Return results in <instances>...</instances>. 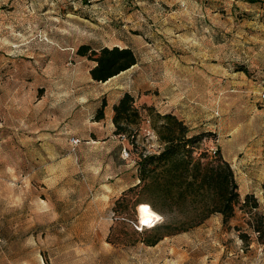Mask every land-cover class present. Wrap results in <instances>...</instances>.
<instances>
[{"label": "rangeland", "instance_id": "374dc122", "mask_svg": "<svg viewBox=\"0 0 264 264\" xmlns=\"http://www.w3.org/2000/svg\"><path fill=\"white\" fill-rule=\"evenodd\" d=\"M84 43L137 62L94 80ZM125 92L139 117L117 134ZM168 112L201 135L195 150H221L264 217V0H0V264H264L239 204L227 224L213 213L148 244L155 224L199 217L138 216L153 208L139 160L162 149Z\"/></svg>", "mask_w": 264, "mask_h": 264}, {"label": "trees", "instance_id": "16d2710c", "mask_svg": "<svg viewBox=\"0 0 264 264\" xmlns=\"http://www.w3.org/2000/svg\"><path fill=\"white\" fill-rule=\"evenodd\" d=\"M76 53L94 61L90 74L97 81H106L137 62L133 49L128 46L92 48L84 43L78 46ZM134 101V96L125 92L113 104L114 133H124L139 117V109ZM105 104L103 100L97 111L98 119L104 116ZM160 116L164 122L161 123L158 134L163 147L157 153L141 157L139 183L135 187L139 186L140 191L150 198L148 202L151 206L162 214L165 213L163 207L168 206L177 213L199 217H184L155 224L151 227L155 231L154 237L148 244H155L164 235L173 233L169 228L188 230L200 225L213 213H220L222 222L227 224L238 204L240 208L248 206V212L254 218V221L248 220L249 226L258 232V237H264V217L259 211L258 201L253 193H246L243 201H240L233 169L222 157L221 150H195L196 139L201 135H188L187 126L173 113ZM240 235L242 238L246 236L242 232Z\"/></svg>", "mask_w": 264, "mask_h": 264}, {"label": "bare ground", "instance_id": "6f19581e", "mask_svg": "<svg viewBox=\"0 0 264 264\" xmlns=\"http://www.w3.org/2000/svg\"><path fill=\"white\" fill-rule=\"evenodd\" d=\"M138 216L141 220V222H148V221H154L156 218L159 217V213L146 205H140L138 210Z\"/></svg>", "mask_w": 264, "mask_h": 264}, {"label": "built area", "instance_id": "2783aa9c", "mask_svg": "<svg viewBox=\"0 0 264 264\" xmlns=\"http://www.w3.org/2000/svg\"><path fill=\"white\" fill-rule=\"evenodd\" d=\"M211 150H213V149H211ZM215 150V149H214ZM125 151V150H124ZM126 152V151H125ZM127 153V152H126Z\"/></svg>", "mask_w": 264, "mask_h": 264}]
</instances>
